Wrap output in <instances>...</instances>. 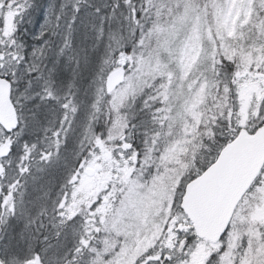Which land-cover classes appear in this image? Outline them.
<instances>
[{"label":"snow or ice","instance_id":"1","mask_svg":"<svg viewBox=\"0 0 264 264\" xmlns=\"http://www.w3.org/2000/svg\"><path fill=\"white\" fill-rule=\"evenodd\" d=\"M0 264H264V0H0Z\"/></svg>","mask_w":264,"mask_h":264}]
</instances>
